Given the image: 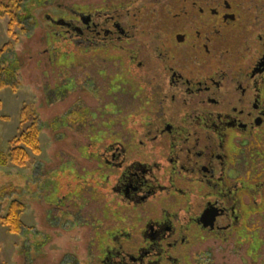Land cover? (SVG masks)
<instances>
[{
    "label": "flooded vegetation",
    "instance_id": "1",
    "mask_svg": "<svg viewBox=\"0 0 264 264\" xmlns=\"http://www.w3.org/2000/svg\"><path fill=\"white\" fill-rule=\"evenodd\" d=\"M76 2L66 33L94 67L119 60L114 89L134 106L107 121L118 130L96 148L92 174L74 177L72 200L47 206V243L57 232L75 235L60 264L81 252L90 264H221L212 248L193 244L235 239L247 249L237 244L229 255L256 264L264 0ZM95 84L77 82L78 110L89 109L81 98L93 97Z\"/></svg>",
    "mask_w": 264,
    "mask_h": 264
},
{
    "label": "rangeland",
    "instance_id": "2",
    "mask_svg": "<svg viewBox=\"0 0 264 264\" xmlns=\"http://www.w3.org/2000/svg\"><path fill=\"white\" fill-rule=\"evenodd\" d=\"M0 3L4 6L10 5L8 0H0ZM86 3L89 4L88 1ZM74 4L79 3L76 0H58L55 4L45 3L46 6L43 9L35 10V16L39 18V25H42L40 17L48 15L55 24L61 27L59 30H55L56 33L63 34L62 38L58 36L60 42L57 47L60 52L71 54L68 57L69 59H63V63L59 67L62 69L59 81L58 78L57 81L55 80L50 70L47 75L43 74L46 67H43L42 63L48 64L49 61L45 57L46 53L38 56L39 52L36 51L31 60L32 62L41 61V64L38 65L39 69L28 75L26 77L28 78L27 81H21L16 90H0V155L3 158H6L8 154L9 143L24 133L33 121L34 112L39 103H46L49 98L54 97L56 89H60V92L64 94V100L61 101L64 103L55 104L53 107L45 106L43 111L37 109L38 113L42 114L44 121H47V116H50L49 114L52 111L61 113L59 116L61 120L58 125L53 124L52 127L46 126L42 129L39 136L41 153L34 155L32 152L27 151L29 159L25 166L15 167L10 164L5 167L0 166V217L5 215V210L12 200L24 202L25 211L21 216V220L28 228L21 236H17L10 234L0 223V264H25L26 260L31 264H60L67 253L72 252L76 242L75 235L72 232H57L55 234V231L53 232V235L55 234L53 240L47 243L46 233L43 232L44 229L50 228L44 224L47 206L56 205V198L60 196H63L66 200H72L76 190L74 177L83 176L87 178L92 174L95 166L93 160L95 161L96 156L87 154L89 143L96 144L100 141L98 138L100 137L102 142L98 143V147L102 144L106 145L110 137V128H114L115 132L118 130L113 125H107V121L115 119L117 115L121 114L120 111L122 113L127 110L131 112L134 106L131 101L133 97H126L124 93L114 89L116 80L110 74L119 73V60H115L114 65L111 64L110 68L105 65L104 69L100 70L97 66L94 67L96 61H91L92 57L89 56V52L81 54L72 45L67 44V41L71 40L72 37L66 33L63 25L73 20L70 10L73 9ZM8 22L9 18L3 14V10H0V48L10 42H15L8 35ZM19 30L20 28H15L13 33L17 34ZM26 44L31 47L32 43L30 41H27V43L20 41L16 45L18 52L25 48L30 49L24 46ZM44 47H41V50ZM63 74L65 75L63 76ZM91 79L97 82L95 84L97 89L95 95L97 97L95 95L93 97L82 95V105L88 106L89 109L83 107L77 110L75 117L80 123L83 121L87 123L81 127V134L73 128L72 136L68 135L65 140L68 155L60 154V156L56 148V140L52 136L56 137L54 132L58 127L63 129L68 127L69 120L64 113L72 107V103L76 102L75 98L78 95L77 82L79 80L90 81ZM44 86L47 88L46 91L43 90ZM73 91H76V94L69 97L68 93ZM42 94L45 95L44 99ZM73 106H75V103ZM131 131L132 129L128 128V132ZM83 149H86L84 155ZM257 197L256 209L259 210V213H255V216L260 218V213L262 214L264 211V193ZM50 206L48 207L50 208ZM261 224H264L263 219ZM235 240L229 243L193 244V248L194 250L196 248H212L215 251V259L221 264H243L237 261V257L229 255V252L234 245L239 244V249L244 253L248 244L243 240L240 243ZM258 243L259 246L262 241ZM36 244L40 246L38 251L30 253L26 258V249H32ZM19 250H22V255H19ZM263 253L262 248L256 250V254H258L255 260L256 264H264ZM33 256L35 260L32 259ZM80 257H83L86 261L84 253L81 252ZM83 259L74 264H83ZM187 262L193 264L191 259ZM246 264H249V262L247 261Z\"/></svg>",
    "mask_w": 264,
    "mask_h": 264
},
{
    "label": "trees",
    "instance_id": "3",
    "mask_svg": "<svg viewBox=\"0 0 264 264\" xmlns=\"http://www.w3.org/2000/svg\"><path fill=\"white\" fill-rule=\"evenodd\" d=\"M8 2L10 3L9 6H4L0 3V10H3V14L9 18L8 35H10L15 42H10L0 48V90H16L17 85L20 84L21 81H27L28 78L26 77L33 74L36 69H39L38 65L41 64V61L37 60L32 62L31 60L36 51L39 52L38 56H42V54L46 53L45 57H47V60L49 61V65L44 62L42 63V66L46 67L43 71V74L47 75V72H49L50 70L51 74L54 75L55 80L57 81L58 78L59 81V76L62 70L59 67L62 65L63 59H69L68 57H70L71 54L60 52L59 48L57 47L58 43L60 42L59 37L62 38L63 34L56 33L55 30H59L61 27L55 24V22L51 18H49L48 15L40 17L42 25H39V18L35 16V10H38L40 8L43 9L46 6L44 5L45 3L55 4L58 2V0H8ZM15 28H20L17 34L13 33ZM20 41H24L26 43L27 41H30L32 43V48L26 44L24 46L29 47L30 49L25 48L22 49L21 52H18V50L16 49V45L20 43ZM67 44L72 45L77 51V47L73 43L72 39L68 40ZM43 46L45 47L41 50V47ZM65 74H63V76ZM45 89H47L46 86L43 87V90ZM75 93L76 91L70 92L68 93V96L71 97ZM42 98H45L44 94H42ZM63 100L64 94L60 92V89H56L54 91V97L49 98L46 103H39L36 108L39 111H43L45 110V106L53 107V105L55 104L64 103L61 102ZM74 103H72V107H70V109H68L64 113L69 120L68 127H65L64 129L58 127L55 130L56 132H54L56 134V137L54 138V136H52V138L56 140V148L58 149L59 155H68V152L66 151L67 144H65V140L67 139L68 135L72 136L74 132L73 128L81 131V127H83L87 123L84 121V123H80L75 118L76 111L78 109L73 106ZM37 109L34 112L33 121L28 125L25 132L9 143V150L6 158H3L2 155H0V166L5 167L8 164L15 167L25 166V163L29 159V154L27 151L32 152V154L34 155H39L41 153L39 142L41 131L46 126L52 127L53 124L58 125L61 120V117H59L61 113L52 111V113L49 114L50 116H47V121H44V119L42 118V114H39ZM98 143L101 142L99 141L96 144L89 143V150L87 154L89 153L95 155L97 153L96 148L99 146ZM61 150L65 152H62ZM85 150L86 149H83V155L85 154ZM24 211V202L12 200L5 210V215L0 217L1 225L4 226L10 234L21 236L24 231L28 230V228H26L21 220V216L23 215ZM258 211L259 210H256V213H259ZM260 215L261 217L255 220L253 228H250L253 232L256 233H264V224H261L262 219L264 222V211L262 212V214L260 213ZM43 232L46 233V230L44 229ZM262 242L263 244L261 246H257V249L262 248L264 250V238L262 239ZM39 247L40 246L36 244L31 250H29V248L26 249V258L28 257L29 253L38 251ZM22 254V250H19V255ZM33 255L38 256L35 254ZM34 256L32 258L33 260H35ZM80 259H83V257H81ZM75 260L77 263V259ZM82 261L85 264L91 263V260L85 261L83 259ZM25 264H31V262L26 260ZM96 264H102L98 258Z\"/></svg>",
    "mask_w": 264,
    "mask_h": 264
}]
</instances>
